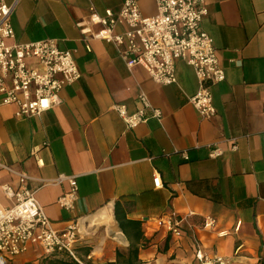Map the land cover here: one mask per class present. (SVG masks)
I'll use <instances>...</instances> for the list:
<instances>
[{"label":"crops","instance_id":"0c3cea01","mask_svg":"<svg viewBox=\"0 0 264 264\" xmlns=\"http://www.w3.org/2000/svg\"><path fill=\"white\" fill-rule=\"evenodd\" d=\"M123 3L17 1L12 41L56 40L73 53L81 78L60 92L58 107L39 116L19 118L15 106L0 105V184L17 187L19 174H26L53 228L62 231L76 219L78 252H102L92 254L100 263L194 264L197 243L205 255L232 264H264V0H206L201 29L225 72L211 87V119L189 101L199 84L185 61H176L177 83L162 85L142 67L128 68L115 44L92 38L100 27L89 22V8L104 16ZM140 7L156 13L155 0H141ZM126 29L118 24L115 32ZM142 93L162 117L128 128L114 105L133 113ZM215 147L223 155L212 157ZM61 174L77 179L71 212L57 203L70 189L67 180L56 181ZM11 205L0 188V206ZM116 206L140 222L139 237L121 230ZM102 213L112 222L99 220ZM170 218L179 220V236L168 230ZM40 254L32 249L14 263L39 262ZM83 254L87 264L91 256Z\"/></svg>","mask_w":264,"mask_h":264},{"label":"built area","instance_id":"2783aa9c","mask_svg":"<svg viewBox=\"0 0 264 264\" xmlns=\"http://www.w3.org/2000/svg\"><path fill=\"white\" fill-rule=\"evenodd\" d=\"M17 1L8 4L0 0V105L15 106L19 118L39 116L61 103L60 92L81 78L73 53L62 50L54 39L29 43L15 39L12 14ZM141 0H124L118 13L107 9L104 16L91 6L90 20L98 25L92 38L111 42L117 46L128 68L140 66L150 77L162 85L177 83L176 61L183 60L192 66L198 80V90L190 103L200 115L211 119L216 115L211 87L225 80L212 37L201 29V22L208 14L206 0H155L156 13L145 15ZM118 24H125L123 33H116ZM87 35L89 27H83ZM139 107L129 113L125 104H115L114 110L128 128L146 122L150 117L161 119L162 112L152 106L146 94L138 97ZM264 119V106L262 108ZM232 143L231 150H237ZM212 157L223 155L218 147L211 148ZM27 175L19 174V186L0 184L4 196L12 201L8 207L0 206V264L14 260L35 249L41 256L66 255L83 264L78 255V221L70 220L67 227L58 231L44 207L35 198V191L27 187ZM68 181L70 189L57 203L69 212L76 208L78 183L74 176L63 174L58 183ZM155 187L161 178L154 177ZM168 230L180 235L179 220L165 221ZM215 221L211 219L210 225ZM196 240V239H195ZM194 264H232L223 256L205 255L196 243Z\"/></svg>","mask_w":264,"mask_h":264},{"label":"trees","instance_id":"16d2710c","mask_svg":"<svg viewBox=\"0 0 264 264\" xmlns=\"http://www.w3.org/2000/svg\"><path fill=\"white\" fill-rule=\"evenodd\" d=\"M115 218L116 221L119 225V227L121 228V230L124 232V234L127 235L128 233V229H130L131 231L134 232L135 236H140V227L141 224L138 221H134V220H130L128 218H126L124 212H122L118 206H116L115 208ZM77 251H80V249L78 250L77 247ZM85 253L87 256L90 255L91 252H83ZM82 252H78V255L80 256L82 262L84 259V254ZM130 256H133L134 258L137 257L138 252H130ZM121 257V254H119L118 252V257ZM39 262H27L24 264H80L79 262L73 260L72 258H70L69 256L66 255H61V256H40L38 258ZM100 263V261H98V264ZM3 264H16L14 262H10V263H3ZM87 264H92V262H87ZM101 264V263H100ZM106 264H115V263H106ZM127 264H134L132 262H129Z\"/></svg>","mask_w":264,"mask_h":264},{"label":"rangeland","instance_id":"374dc122","mask_svg":"<svg viewBox=\"0 0 264 264\" xmlns=\"http://www.w3.org/2000/svg\"><path fill=\"white\" fill-rule=\"evenodd\" d=\"M92 254H94L93 252H91L90 253V258H88V259H85V263H87V262H93V261H96V260H98V259H94V255L95 256H104V255H102L103 253L102 252H96L94 255H92ZM99 261V260H98ZM93 264V263H92ZM94 264H98V263H94ZM100 264V263H99ZM101 264H106V263H101Z\"/></svg>","mask_w":264,"mask_h":264},{"label":"bare ground","instance_id":"6f19581e","mask_svg":"<svg viewBox=\"0 0 264 264\" xmlns=\"http://www.w3.org/2000/svg\"><path fill=\"white\" fill-rule=\"evenodd\" d=\"M105 220L107 222H112V219L108 213H102L99 215V220Z\"/></svg>","mask_w":264,"mask_h":264}]
</instances>
